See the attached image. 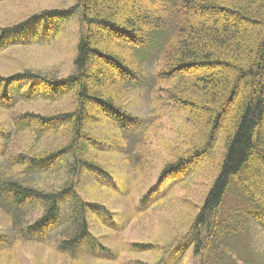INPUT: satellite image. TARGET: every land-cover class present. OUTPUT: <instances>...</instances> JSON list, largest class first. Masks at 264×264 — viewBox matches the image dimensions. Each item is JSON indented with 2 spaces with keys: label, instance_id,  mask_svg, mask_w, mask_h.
I'll list each match as a JSON object with an SVG mask.
<instances>
[{
  "label": "trees",
  "instance_id": "1",
  "mask_svg": "<svg viewBox=\"0 0 264 264\" xmlns=\"http://www.w3.org/2000/svg\"><path fill=\"white\" fill-rule=\"evenodd\" d=\"M75 20L80 27L71 74L62 78L27 72L0 78L2 111L24 101L72 102L63 114L16 117L9 132L0 126V264H16L18 252L30 244L55 245L59 256L73 260L86 251L102 259L92 230L114 229L113 214L107 216L108 208L84 198L81 185L91 175L95 198L98 191L115 187L114 181L107 186L111 175L102 154L109 153L103 147L116 141L95 136L94 127L110 123V129L103 128L119 131L130 145L134 136L151 132L129 108L131 92L147 85L149 64L157 69L155 79L167 100L181 110L191 129L183 152L163 168L159 184L140 206L157 201L171 185L206 175L211 185L200 212L182 221L179 231L186 232L174 251L193 246L203 259L233 235L250 227L261 231L264 0H77L71 10L40 12L4 29L1 41L15 35L16 44L51 43ZM20 136L26 147L10 149ZM210 163L212 169L203 172ZM21 175L64 182L44 189ZM228 197L237 202L227 208ZM60 224L67 229L55 235ZM131 248L136 253L153 250L151 244ZM165 259L162 264H168Z\"/></svg>",
  "mask_w": 264,
  "mask_h": 264
},
{
  "label": "rangeland",
  "instance_id": "2",
  "mask_svg": "<svg viewBox=\"0 0 264 264\" xmlns=\"http://www.w3.org/2000/svg\"><path fill=\"white\" fill-rule=\"evenodd\" d=\"M76 2L77 0L0 2V78L15 77L27 72L62 78L71 74L79 38L78 21L70 23L56 40L42 45L16 44L15 35L2 44L1 34L4 29L27 22L40 12L71 10ZM156 70L154 65L147 66V85L131 92L129 101L130 112L144 120L146 128L151 129V132L134 136L130 145L124 142L119 131L105 130L110 129L112 124L94 127L95 136L107 135L111 137L110 141H116L113 146L103 147V150L109 151L102 154L109 168L107 171L111 175L110 178L107 176L110 179L107 186L114 181L113 191L127 188L121 194H115L108 187L98 191L100 197L95 198L91 187L96 185V181L91 175H88L81 185V195L84 198L88 195L91 202L108 208L107 216L113 214L111 217L114 229L92 230L98 244L102 246V259H95L86 251L76 255L75 258H80L73 260L59 256L55 245L53 248H46L30 244L18 252L16 264H162L165 258L166 261L169 260L168 264H264V228L258 231L255 227H250L249 230H244L242 235H233L232 239L223 244L222 249L211 250L203 259L202 254L195 255L193 246L184 251H174L177 247L174 244L181 238L180 234L184 235L186 232L179 231L180 224L200 212L211 185V180L206 175L192 180L186 179L177 186L171 185L164 194L156 197L157 201L147 200L144 207L140 206L141 199L147 194L149 197V190L159 184L163 168L173 163V156L182 151L183 141L191 129L181 110L173 107L167 100L162 90L163 85L155 79ZM71 103L70 99L56 103L45 100L20 102L11 111L0 110V126L9 132L16 117L28 120V114L42 117L63 114L70 111ZM13 133L16 134L14 131ZM137 140L141 141V144ZM23 147H26L24 136H20L15 138L10 149L20 151ZM117 148H120L119 152L114 155ZM212 167L213 164L210 163L202 171L208 172ZM212 174L214 172H211ZM21 178L44 189L59 187L64 182L61 178L43 179L42 176L25 179L26 177L21 175ZM236 202V197H228L226 207ZM116 213L119 214L117 217ZM34 216L36 217V213ZM66 229L65 224H60L55 235ZM133 244H151L153 250L136 253L131 248Z\"/></svg>",
  "mask_w": 264,
  "mask_h": 264
}]
</instances>
